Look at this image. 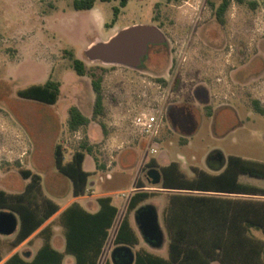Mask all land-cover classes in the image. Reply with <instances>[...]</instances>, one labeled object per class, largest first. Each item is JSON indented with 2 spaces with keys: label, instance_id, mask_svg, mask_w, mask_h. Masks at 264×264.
<instances>
[{
  "label": "rangeland",
  "instance_id": "1",
  "mask_svg": "<svg viewBox=\"0 0 264 264\" xmlns=\"http://www.w3.org/2000/svg\"><path fill=\"white\" fill-rule=\"evenodd\" d=\"M210 1L217 5L220 0H128L125 6L120 0H95L89 10H74L72 0H0V188L21 191L28 179L19 169L29 168L40 174L42 192L63 205L73 197L72 182L55 168V144L61 143L66 160L82 141L88 142L92 153H86L83 168L92 174L86 195L108 192L119 208L99 264L111 258L115 227L129 196L138 189V179L144 184L140 189L151 193L141 205L156 207L164 240L161 248L145 242L132 211L130 221L139 235L133 250L143 247L166 252L163 211L173 190L151 183L146 174L149 169L159 170L163 161L176 160L189 176L193 167L216 172L223 164L207 159L214 149L224 157L234 154L264 162V112L252 104L253 98L264 99V0H257L255 8L249 4L252 0H233L223 24L217 21ZM114 7L119 8L116 16ZM95 11H100L106 22L115 18L117 25H156L165 40L149 45L137 67L92 60L85 49L102 38L92 28ZM107 32L104 28L102 35ZM67 51L87 67L105 69L104 114L76 131L68 128V108L76 105L92 117L94 92L90 77L77 75L72 68ZM243 65L258 72L253 73L254 78L236 82L234 68L238 77L247 76ZM49 77L61 82L55 103L18 95L19 89ZM205 84L211 86L212 95L209 99L202 94L197 101L193 89ZM238 95L243 110L228 121L230 126L220 125L223 113L235 106ZM159 108L164 123L153 154L146 151V139L135 131L132 119L142 109ZM150 158L158 166H147ZM239 179L264 187L262 177L241 174ZM85 199L90 198L80 202ZM52 223L53 243L58 246L62 227L57 217ZM252 232L264 240L260 229ZM12 238L13 234H0L2 255L11 250ZM40 241L42 238L35 236L20 248L21 253H35ZM71 259L65 255L62 264H72Z\"/></svg>",
  "mask_w": 264,
  "mask_h": 264
},
{
  "label": "trees",
  "instance_id": "2",
  "mask_svg": "<svg viewBox=\"0 0 264 264\" xmlns=\"http://www.w3.org/2000/svg\"><path fill=\"white\" fill-rule=\"evenodd\" d=\"M127 1L120 0V5L125 6ZM232 1L220 0L217 5L210 1L219 23H225V13ZM235 1L244 3L246 0ZM94 3L95 0H72V7L74 10H89ZM249 4L255 8L257 0L249 1ZM118 12L119 8L114 7L115 16ZM67 53L76 74L90 77L94 92L92 117L85 115L76 105L68 108V128L76 131L89 124L91 119L104 114L102 80L105 69L87 67L71 51ZM60 91L61 82L49 77L43 83L29 84L17 93L20 97L53 104L58 100ZM252 104L259 112H264L258 100H253ZM86 153H92V146L86 141H82L66 160L61 143H56L54 147L55 168L71 180L72 195L75 197L85 195L89 187L92 171L83 168ZM145 164L158 166L154 158ZM159 170L160 186L173 190L163 211L168 236L166 256L143 247L133 250L139 243V235L131 224L129 214L151 194L140 189L144 184L138 179V189L129 196L126 211L118 221L112 238L114 246L132 248V264H211L213 261L219 264H264V240L252 232L253 229H260L264 234V187L239 179L241 174L264 178L263 161L229 154L222 168L216 172L193 167V175L189 176L176 160L160 165ZM19 172L24 179H28L21 191L7 192L0 188V210H10L19 219L18 228L10 241L11 249L37 230L35 235L42 238V243L34 254L24 256L16 251L3 262L0 252V264H62L65 254L74 257V264H99L119 214L112 196H98L95 211H89L73 201L59 213L57 219L65 238L64 250L60 251L51 244L53 223L45 224L59 210V204L42 192L40 174L22 167ZM103 264L113 262L110 258L105 259Z\"/></svg>",
  "mask_w": 264,
  "mask_h": 264
},
{
  "label": "water",
  "instance_id": "3",
  "mask_svg": "<svg viewBox=\"0 0 264 264\" xmlns=\"http://www.w3.org/2000/svg\"><path fill=\"white\" fill-rule=\"evenodd\" d=\"M164 40L165 36L158 26L135 24L120 29L108 40L93 41L86 47L85 54L92 60L137 67L141 64V58L147 53L149 44L162 43ZM146 174L151 183H160L161 173L158 169L151 168ZM134 219L143 240L152 247H161L164 234L156 207L148 203L138 206L134 210ZM18 223L16 213L10 210L0 211L1 235L8 236L15 233ZM111 260L113 264H132L134 252L127 245L115 246L111 252Z\"/></svg>",
  "mask_w": 264,
  "mask_h": 264
},
{
  "label": "crops",
  "instance_id": "4",
  "mask_svg": "<svg viewBox=\"0 0 264 264\" xmlns=\"http://www.w3.org/2000/svg\"><path fill=\"white\" fill-rule=\"evenodd\" d=\"M94 7V6H93ZM91 22H92V28L95 30V32L98 34V36L99 37H102L104 40H108L111 36H113L117 31H119L120 29H122V28H125V27H128V26H130V24H123V25H117L116 24V21H114V22H111V23H109V22H106L105 20H103V17H102V14H101V12L100 11H95L94 12V14H93V16H91ZM107 24H108V26H107ZM104 28H107L108 29V32L106 33V34H104L105 36H103L102 35V31H103V29ZM101 38V39H102ZM92 42H90L89 43V45L91 44ZM248 68V67H247ZM242 69H244V73H246L247 74V76H245V77H238L237 75V70H235V68L233 69V71H234V78H235V81L236 82H240L243 78H247V77H249V78H251V77H253V73L255 74V73H257L258 71H257V68H248V69H246V66L245 65H243L242 66ZM255 77V76H254ZM253 77V78H254ZM202 84H204V82H202ZM194 91H193V94H194V97H195V99L197 100V101H199L200 100V97H201V95L202 96H204L205 98L206 97H208L209 99H210V96L212 95V88H211V86H208V85H200V87H195L194 89H193ZM215 92V91H214ZM261 94H263V93H261ZM209 99H208V101H209ZM253 100H258L259 102H260V104L261 105H263V102H264V99H258V98H253L252 99V101ZM234 102L236 103L235 104V106H233V107H230V108H232V109H230V111L229 112H224L223 113V117L222 116H219V118L220 117H222L223 118V120H224V122L222 123H219L220 125L221 124H223V125H225V126H230L229 125V123H228V121L233 117V116H237L238 117V113L240 112V111H242L243 109H242V106H241V104H242V98L238 95V97L234 100ZM227 104V103H226ZM263 107V106H262ZM209 108V111H208V113L209 114H211V107H208ZM255 108V107H254ZM80 109V108H79ZM256 109V108H255ZM81 110V109H80ZM257 110V109H256ZM82 111V110H81ZM258 111V110H257ZM83 112V111H82ZM84 113V112H83ZM85 114V113H84ZM88 116V115H87ZM158 144H159V142H158ZM170 160H165V161H163V163H161L162 165L163 164H166V163H168ZM90 171V170H89ZM108 194H110V193H108V192H105V193H100V194H95V193H92V194H89V195H82V196H77V197H75V196H73L72 198H70L69 200H67L63 205H59L60 206V208H59V210L53 215V216H51L46 222H45V224H47V223H49V222H52V220H54L56 217H58V215H59V213L66 207V206H68L71 202H73V201H77V202H79L83 207H85L86 209H88L89 211H95L96 209H97V203H96V198L98 197V196H101V195H108ZM222 194H226V193H222ZM232 195V194H231ZM84 198H90V199H85V202L84 203H81L80 202V200L81 199H84ZM44 224V225H45ZM43 225V226H44ZM62 227V226H61ZM38 231V230H37ZM37 231L36 232H34L28 239H26L25 241H23L21 244H19L18 246H16L15 248H13V249H11L7 254H5V255H2L3 256V260H2V262L9 256V255H11L13 252H19V253H21V251H20V248L25 244V243H29V242H31V240H32V238H34L36 235V233H37ZM62 232H63V228H62ZM53 238H54V236L52 235L51 236V244L56 248V249H58V250H60V251H63L64 250V247H65V238H64V234H63V236H62V241H61V243L58 245V246H56V245H54V243H53ZM41 241H40V244L37 246V249L40 247V245H41ZM163 246V245H162ZM161 246V247H162ZM161 247H158V248H161ZM36 249V250H37ZM24 253H26V252H24ZM34 253V252H33ZM32 253V254H33ZM65 255H67V254H65ZM69 255V254H68ZM162 255H164V256H166V252L165 253H163ZM72 256V255H71ZM65 257V256H64ZM73 257V256H72ZM74 258V257H73ZM74 261L75 260H72L71 259V262H72V264H74ZM217 261H213L211 264H215ZM218 263V262H217ZM219 264V263H218Z\"/></svg>",
  "mask_w": 264,
  "mask_h": 264
},
{
  "label": "built area",
  "instance_id": "5",
  "mask_svg": "<svg viewBox=\"0 0 264 264\" xmlns=\"http://www.w3.org/2000/svg\"><path fill=\"white\" fill-rule=\"evenodd\" d=\"M163 109L159 108L157 110H140L132 119V126L135 131L146 139V151L149 153H156L158 142L156 141V137L158 136L163 123H164V115ZM125 196L129 195L123 194Z\"/></svg>",
  "mask_w": 264,
  "mask_h": 264
},
{
  "label": "flooded vegetation",
  "instance_id": "6",
  "mask_svg": "<svg viewBox=\"0 0 264 264\" xmlns=\"http://www.w3.org/2000/svg\"><path fill=\"white\" fill-rule=\"evenodd\" d=\"M158 44H160V43H158ZM158 44H153V43H151V44H149V45H158ZM147 53H148V50H147ZM147 53H146V54H147ZM146 54H145V55H146ZM207 159H208L211 163H217L218 165H221V164H224V163H225V157L223 156L222 152L219 151V150H217V149L212 150V151L209 153Z\"/></svg>",
  "mask_w": 264,
  "mask_h": 264
}]
</instances>
